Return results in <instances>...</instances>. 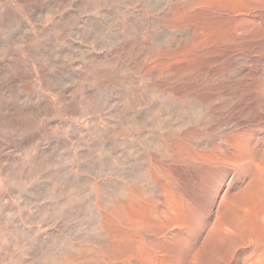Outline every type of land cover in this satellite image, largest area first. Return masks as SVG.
I'll list each match as a JSON object with an SVG mask.
<instances>
[{"label": "bare ground", "instance_id": "1", "mask_svg": "<svg viewBox=\"0 0 264 264\" xmlns=\"http://www.w3.org/2000/svg\"><path fill=\"white\" fill-rule=\"evenodd\" d=\"M263 32L264 0H0V264H257Z\"/></svg>", "mask_w": 264, "mask_h": 264}, {"label": "rangeland", "instance_id": "2", "mask_svg": "<svg viewBox=\"0 0 264 264\" xmlns=\"http://www.w3.org/2000/svg\"><path fill=\"white\" fill-rule=\"evenodd\" d=\"M262 39H263L262 42H264V36H263ZM262 47H263V49H261L262 51H261L260 58H259L257 64L256 65H253L251 63L248 68L249 69H252V70L251 71H248L247 70V72H246L247 74L246 73L244 74V76L246 75V77H245L246 79H245V82H244L245 83V86L248 89L250 88L249 89L250 91L247 88L246 89L249 92H252L253 93V94H251L253 100L251 101V104L249 105V107H242L241 108V106H239V105L237 106V107H240V110H242L241 112H244L243 113V119H242L241 116H239L240 115L239 113H237V116H235L233 118L235 121L242 123L247 130H252V132H254V130H255L256 135L259 138L261 137L260 139L264 138V134H263L264 133V96H263L264 95L263 94L264 93L263 92L264 90L261 89L262 87H264V43H263V46ZM254 67L256 68V70L254 69ZM250 75H253V76H250ZM246 81H248V82H246ZM261 83H263V84H261ZM243 108H245V109H243ZM249 108H250V110H249ZM261 134H263V135H261ZM261 238H262V241H260V243H259V248L261 247L260 248V253L258 252L259 253L258 260L260 259L261 261L259 260V262H257V264H259V263L264 264V244H263V242H264V235H263V237L261 235ZM261 238H260V240H261ZM248 262L251 263V264L253 263L252 260H251V262L250 261H248ZM249 263H247V264H249Z\"/></svg>", "mask_w": 264, "mask_h": 264}]
</instances>
